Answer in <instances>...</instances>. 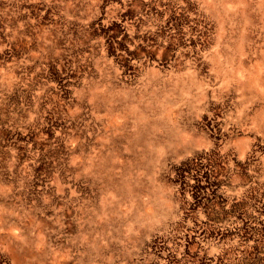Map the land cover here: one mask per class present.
<instances>
[{"label": "rangeland", "instance_id": "rangeland-1", "mask_svg": "<svg viewBox=\"0 0 264 264\" xmlns=\"http://www.w3.org/2000/svg\"><path fill=\"white\" fill-rule=\"evenodd\" d=\"M10 1L0 264H264V0Z\"/></svg>", "mask_w": 264, "mask_h": 264}, {"label": "water", "instance_id": "water-1", "mask_svg": "<svg viewBox=\"0 0 264 264\" xmlns=\"http://www.w3.org/2000/svg\"><path fill=\"white\" fill-rule=\"evenodd\" d=\"M50 1H53V2H55V3H53L54 4V9L56 10V11H61V15L59 14V20L62 22V24H64V25H70V24H73V23H75V21H72V20H69L67 17H69L70 15V13H72V12H75L74 11V9H75V7L78 5V3H79V0H57L58 2H56V0H50ZM83 1L84 0H80V2L81 3H83ZM69 2H72V3H69ZM8 3H10V4H12V5H14L15 3H19V0H12V1H10V2H8ZM6 5H8V4H6ZM142 15H145V14H147V13H145V12H143L142 13V11L140 12ZM75 16V15H74ZM42 21L44 22V19H42ZM61 30H63V29H61ZM67 31V30H66ZM48 32H49V30H48ZM60 32V33H59ZM35 35V34H34ZM62 35H64V32L62 31V33H61V31L59 30L58 32H52V34H51V37H53V38H58V37H60V36H62ZM66 35H68V32L66 33ZM94 47V46H93ZM60 58H61V56H60ZM55 104H54V109H56L57 111L58 110H60V111H63V105H61V103H59V102H54ZM37 113L40 115L41 114V110L39 109L38 111H37ZM21 117L22 118H26L27 119V117H26V115H21ZM24 118V119H25ZM25 119V120H26ZM16 122H18V124L19 123H21L20 122V118L19 119H17V121ZM20 125V124H19ZM226 169V168H225ZM247 183V182H246ZM245 182H243L242 184L244 185V184H246ZM227 188V191L229 192H226V195H225V200H226V203L227 204H230V203H233V204H231L230 205V208L231 207H234V206H236L237 204H235V202H233L234 200H235V198L237 197H239L240 199H241V204L242 205H244V206H246V208L247 209H251V208H254V207H256V205H255V201H257V199L259 200V199H261V197H263L264 196V187H257V196L255 195V201H253L252 203H249V202H247V200H246V197L249 195V193H248V189L250 190V188L251 187H226ZM250 192V191H249ZM261 208H263V206L261 207ZM253 219V218H252ZM143 225H145V224H143ZM148 229H149V227L148 226H140V230H146V231H148ZM140 249V248H139ZM139 254V252H138V250L137 251H135V252H133L132 253V256H135V255H138ZM139 260H141V259H137L136 261H133V262H136L137 264L139 263L138 261ZM143 260V259H142ZM141 260V261H142ZM146 261V260H145ZM144 261V263H142V264H146V262ZM136 263H134V264H136Z\"/></svg>", "mask_w": 264, "mask_h": 264}, {"label": "bare ground", "instance_id": "bare-ground-1", "mask_svg": "<svg viewBox=\"0 0 264 264\" xmlns=\"http://www.w3.org/2000/svg\"><path fill=\"white\" fill-rule=\"evenodd\" d=\"M160 212H161V210L159 209V210H157V211H155V212H153V213H151V214H146V215H143V216H141L140 214H138V216H141V217H137V220H139V223L140 224H147V223H149V220L150 219H153V218H155L157 215H159L160 214ZM9 228H4V227H2V225H1V223H0V230L2 231H4L3 233H2V235H4V236H6L7 238H11L12 239V241L10 240V241H6V244H7V248H9V249H13L14 248V246L15 245H17L20 241H21V239L22 238H20V236H24L25 235V233H26V231H24V232H22V233H20L18 236H15L13 233H11V231H9L8 230ZM5 230H7V231H5ZM1 234V233H0ZM27 239V238H26ZM9 240V239H8ZM29 240V239H28ZM32 244V242L30 243V245ZM32 246V245H31ZM35 250H37L38 251V249L37 248H35ZM32 252H34V251H32ZM35 253V252H34ZM12 256H14L13 254H12Z\"/></svg>", "mask_w": 264, "mask_h": 264}]
</instances>
